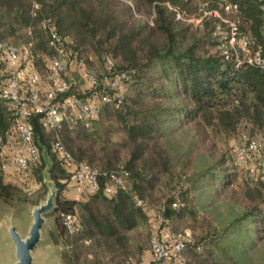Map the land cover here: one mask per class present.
Masks as SVG:
<instances>
[{
	"label": "trees",
	"instance_id": "1",
	"mask_svg": "<svg viewBox=\"0 0 264 264\" xmlns=\"http://www.w3.org/2000/svg\"><path fill=\"white\" fill-rule=\"evenodd\" d=\"M228 1L237 4L238 11L230 16L239 17L240 28L264 44V18L257 0ZM213 7H217L215 0L209 2V8ZM199 15L197 0H0V41L32 42L36 62H44V75L47 61L55 55L40 26L44 16L53 19L57 31L68 38L69 49L88 70L100 77L111 74L107 67L103 73L96 71L89 59L93 54L112 56L117 60L113 71L131 73L121 102H100L98 117L89 127L63 123L59 134H51L39 115L32 118L35 143L39 138L48 147L51 176L59 188L55 230L50 236L56 243L64 242L63 264H99L98 254L117 258L118 264H137L135 255L150 248L151 208L160 211L170 227L174 218L195 220L203 212L205 232L186 244V264H264V180L247 176L256 185L236 189L232 151L215 157L206 129L230 133L247 119L252 130L264 136V68L236 65L216 49L209 51L206 45L215 48L216 19L198 24L205 25L200 32L186 22ZM140 16L149 17L151 24ZM104 91L111 93L102 84L81 89L74 82L66 94L89 98ZM13 118L0 101V136ZM183 128L189 134L180 137L181 145L172 150L168 140ZM55 139L76 163L97 169L98 188L86 198L64 196L69 172L51 148ZM37 165L41 181V157ZM121 168L127 172L129 189L118 186L112 194L106 193L110 176ZM175 171L187 173L174 191L185 186L179 194L183 205L177 209L171 206L174 193L159 203L155 198L161 180ZM17 190L0 172V199L10 201ZM219 204L226 211L212 213ZM62 212L72 213L78 221L80 229L74 235L64 227ZM138 229L145 230L142 244L130 237Z\"/></svg>",
	"mask_w": 264,
	"mask_h": 264
},
{
	"label": "built area",
	"instance_id": "2",
	"mask_svg": "<svg viewBox=\"0 0 264 264\" xmlns=\"http://www.w3.org/2000/svg\"><path fill=\"white\" fill-rule=\"evenodd\" d=\"M211 0H197L200 15L187 19L200 24L209 18L216 19L212 31L215 49L236 65L249 64L264 68V44L255 42L250 33L240 28L237 15V4L228 0H215L217 7L209 8ZM264 18V0H257ZM39 5L34 4V9ZM179 17V15H178ZM40 26L48 34V43L54 49L55 55L47 61L48 69L44 77L35 67L36 56L33 43L13 45L0 41V101L14 115L13 122L0 136V172L6 176L12 170L21 175H28L31 168L40 161L41 151L34 140L32 118L40 116V121L47 131L57 130L63 123L72 126L81 122L86 127L93 125L99 114V104L114 102L118 105L127 90L131 73L128 71H113V62L106 57V67L110 75L100 77L84 66L83 60L67 46L69 40L56 29L54 21L49 16L41 18ZM72 63L80 65L84 70V78L89 87H102L111 90L89 98H81L76 93H69L74 81L68 73ZM52 150L60 158L69 172V183H86L91 192L96 191L97 169L86 163H76L70 152L59 140L51 144ZM233 163L238 170L243 171L252 179L264 180V140L253 138L242 133L231 145ZM129 189L127 172L120 169L110 176V183L105 191L112 194L116 187ZM179 187L174 193L172 208L183 205L179 198ZM140 204V201H137ZM153 212V231L150 236V251L156 264L171 262L186 264L183 250L191 241V231L188 229L168 230L163 236L162 228H169V220L160 211ZM60 217L68 234L74 235L80 225L74 215L68 212L60 213Z\"/></svg>",
	"mask_w": 264,
	"mask_h": 264
},
{
	"label": "rangeland",
	"instance_id": "3",
	"mask_svg": "<svg viewBox=\"0 0 264 264\" xmlns=\"http://www.w3.org/2000/svg\"><path fill=\"white\" fill-rule=\"evenodd\" d=\"M140 19L142 20V22L146 21L151 24V19L147 16H140ZM186 22L191 24L193 27L198 29L200 32H203L205 30V25L200 27L198 26V24H195V22H189L187 19H186ZM206 48H208L209 51L211 52L215 50V48L209 44L206 45ZM106 57L107 56L103 57V56L90 54L89 59L90 61H92L98 73L105 72ZM108 57L111 58L114 64L117 62V60L114 57L112 56H108ZM43 65H44V62H41V61L40 63H37V62L35 63L36 69L39 67V69L42 72H43ZM3 66L4 65L0 64V69L3 68ZM68 73L71 76L72 80L76 83V85L79 88L81 89L89 88V85L84 78V70L82 66L72 63L68 69ZM40 75L43 78L44 72L40 73ZM206 129L209 134L210 142H212L214 145L215 153H213V155L215 157L218 156L220 153H225V152L228 154L231 153L232 143L236 141L242 133H247V134L253 135L254 137L258 139L262 138V140H264V136L262 133L252 130V124L247 119L241 120L238 126L236 127V129L230 133H225L224 131L219 130V129L216 130L213 127H207ZM61 130H62V127H60L57 130V132H54V131H47V132L51 134H54V133L59 134ZM187 133L189 134V131L186 128H183L182 130L179 131V133L173 135L168 140L169 147L172 150H174L175 147L177 148L178 146H180L181 145L180 137L182 139V137L185 136V134ZM112 139H115V138L113 137ZM37 140H38L36 143L37 145H38V142L41 145H43L40 142L39 138H37ZM106 146L108 147L112 146L111 140L108 143H106ZM45 147L48 149L47 146ZM48 154L50 156L49 150H48ZM50 158L52 159L51 156ZM41 160L43 161L42 156H41ZM44 166L41 170V177H42ZM38 168H39L38 165L37 167L33 166L28 175H21V174H18L17 171L12 170L10 172V175L6 174V176H4L6 180L11 181L12 183L16 184L18 186V190L10 201H3L0 199V229H1L2 224L5 222L6 219L9 218L11 214V216L14 219L15 224L17 225V228L21 232H24L26 230V227L29 221L28 213L31 207L43 201L48 191L47 186L43 183V180L39 181L37 178V173L39 171ZM235 171L237 172V178H238V181L235 185L236 189L253 188L256 185L255 183L250 182V180H248L247 175H245L243 171L238 170V169H235ZM9 176H11V178H9ZM186 178H187V173L180 172V171H175L172 176L171 175L165 176L161 180L160 185L155 191V198H156L157 203L165 199H168L172 195V193H174L175 189L177 188V185L183 180H185ZM69 189L70 187L67 186L64 191H67ZM221 210L226 211V206L224 204L215 205L211 209L212 213L220 214V215L222 213ZM53 217H55V212L49 218V224L46 227L45 233H44V243L40 247L38 252L41 258L47 259L48 261H50L51 264H63L61 260V252L65 249L64 242L62 239H60V241L56 243L52 240L50 236V232L55 230ZM150 222H153L151 218H150ZM204 223H205V220L203 218V212H200V215L199 216L197 215L195 220L191 219L190 216H187L184 218H174L171 222V227L169 226L168 229L166 228L165 232L168 230H172V229H176V230L188 229L191 231L193 240L194 239L196 240L199 237H201L203 233L205 232V229L203 228ZM130 237L132 238V241H134V243L139 242L142 244L146 240L145 230H142V229L133 230L132 232H130ZM135 257L138 260L137 264H154L152 260V254H151L149 247L146 248L143 253H137ZM91 259H92V256H89L88 260H91ZM96 259L100 261L99 264H118V259L111 258V256H109L108 254H106L105 256L98 254ZM8 260H9L8 246L6 244V241L4 240V237L0 235V263H6ZM81 261H84L83 257Z\"/></svg>",
	"mask_w": 264,
	"mask_h": 264
},
{
	"label": "water",
	"instance_id": "4",
	"mask_svg": "<svg viewBox=\"0 0 264 264\" xmlns=\"http://www.w3.org/2000/svg\"><path fill=\"white\" fill-rule=\"evenodd\" d=\"M38 146L45 164L42 180L48 191L43 201L31 207L28 213V225L24 232L17 228L11 214L2 224L0 235L4 237L8 246L9 260L0 264H51L47 259L40 257L38 250L44 243V233L49 224V218L57 210L59 188L51 176L53 161L48 154V149L39 142Z\"/></svg>",
	"mask_w": 264,
	"mask_h": 264
},
{
	"label": "crops",
	"instance_id": "5",
	"mask_svg": "<svg viewBox=\"0 0 264 264\" xmlns=\"http://www.w3.org/2000/svg\"><path fill=\"white\" fill-rule=\"evenodd\" d=\"M9 178H11V176H9ZM68 187H70V189L63 192L64 196L67 197H76L79 199H84L86 198L87 194L90 191L86 183H69ZM149 214L152 220L153 212L150 210ZM151 224L153 225V222H151ZM165 229L166 228H162L163 236L167 234V231L165 232ZM170 264H179V263L171 262Z\"/></svg>",
	"mask_w": 264,
	"mask_h": 264
}]
</instances>
